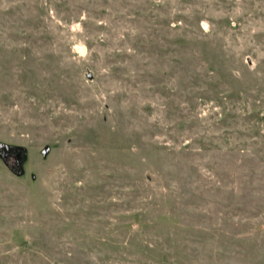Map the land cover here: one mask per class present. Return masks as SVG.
<instances>
[{
    "label": "rangeland",
    "instance_id": "rangeland-1",
    "mask_svg": "<svg viewBox=\"0 0 264 264\" xmlns=\"http://www.w3.org/2000/svg\"><path fill=\"white\" fill-rule=\"evenodd\" d=\"M0 143V264H264V0H0Z\"/></svg>",
    "mask_w": 264,
    "mask_h": 264
},
{
    "label": "water",
    "instance_id": "water-1",
    "mask_svg": "<svg viewBox=\"0 0 264 264\" xmlns=\"http://www.w3.org/2000/svg\"><path fill=\"white\" fill-rule=\"evenodd\" d=\"M88 77L90 78V74H88ZM11 148L13 146H8V145H3L0 143V148ZM14 148H17L21 151V157H19L17 160H16V166L18 168H20L22 166V163L26 160V149L23 148V147H14ZM49 152V147L46 146L45 148L42 149L41 151V154L45 157L47 155V153ZM0 158L2 160V162L4 164H6L5 162V156H4V153L2 152V154H0ZM7 165V164H6ZM18 176L22 175L23 174V170H20L19 172L16 173Z\"/></svg>",
    "mask_w": 264,
    "mask_h": 264
},
{
    "label": "flooded vegetation",
    "instance_id": "flooded-vegetation-1",
    "mask_svg": "<svg viewBox=\"0 0 264 264\" xmlns=\"http://www.w3.org/2000/svg\"><path fill=\"white\" fill-rule=\"evenodd\" d=\"M2 152L4 153V156H5V162H6V158H7V154H9V155H15V156H17V154H18V149L17 148H14V147H11V148H4L3 150H0V154H2ZM7 164V163H6ZM5 164V165H6ZM8 168H10L11 169V171H13V172H15L16 171V169L18 168L16 165H14V167L12 166V167H9V165L7 164L6 165Z\"/></svg>",
    "mask_w": 264,
    "mask_h": 264
}]
</instances>
